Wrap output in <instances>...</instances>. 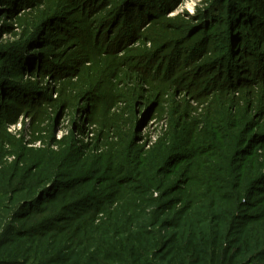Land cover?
<instances>
[{"label":"rangeland","instance_id":"obj_1","mask_svg":"<svg viewBox=\"0 0 264 264\" xmlns=\"http://www.w3.org/2000/svg\"><path fill=\"white\" fill-rule=\"evenodd\" d=\"M39 1L0 0V84L6 81L9 89L16 87L26 96L23 104L11 97L0 100V227L10 228L11 237L19 232L11 224L26 230L31 212L46 215L53 201L80 187L105 203L113 195L119 207L137 204L136 213L146 209L154 215L173 202L166 219L181 207L189 173L202 159L215 160V146L223 147L220 138L229 143L225 160L214 162L226 171L220 177L229 179L228 172H234V177L243 173L244 182L251 178L242 172L251 168L252 156L242 152L246 148L255 149L257 162L263 163L264 98L253 112L247 109L248 95H264V65H259L264 58V0H170L172 6L166 0H137L150 8L149 17L135 13L108 32L104 16L124 19L122 0H80L66 25L51 31L47 24L34 23ZM99 31H106L107 38L97 41ZM128 33L131 39L120 42ZM23 58L31 60L24 63ZM247 60L255 74L246 69ZM87 78L97 83L96 89L80 96L73 110L46 107L48 100L67 92L62 83ZM219 90L227 93L221 97ZM110 99L117 105L114 127L101 156L95 152L101 143L95 121ZM210 106L219 124L209 120ZM43 107L49 116L38 124L34 118ZM201 148L208 152L200 153ZM239 155L234 163L233 156ZM132 166L144 174L140 181L152 177L166 185L152 195L143 187L132 192L139 184V168ZM87 176L91 182H84ZM65 210L63 235L78 225L72 216L79 213ZM2 236L0 229V242Z\"/></svg>","mask_w":264,"mask_h":264},{"label":"trees","instance_id":"obj_2","mask_svg":"<svg viewBox=\"0 0 264 264\" xmlns=\"http://www.w3.org/2000/svg\"><path fill=\"white\" fill-rule=\"evenodd\" d=\"M136 1L122 0L119 3L121 9L126 11L124 19L104 16L103 23L107 32L125 24L127 18L133 19L135 13L149 17L150 8L140 7ZM80 2V0H40L39 12L34 17V23L47 24L48 31L63 24L65 26L68 16L74 15ZM166 4L173 5L170 0H166ZM114 6L113 1L108 5L110 10ZM107 11L108 8L105 9V13ZM22 21L29 23L30 20L24 18ZM32 24L33 21L31 26ZM106 31H99L98 35H94L96 38L99 37L97 41L107 38ZM131 37L132 33H128L119 41L127 42ZM118 38L120 37L117 36L113 41ZM40 44L44 42H39L37 45ZM24 58V63L31 60ZM261 60L259 65L263 66L264 58ZM19 61L20 59L17 62ZM244 62L246 69L255 74L257 69L253 63L248 60ZM91 73L95 76L98 72L91 70ZM88 76L91 77L90 74ZM142 78L147 80L143 76ZM87 79L81 82L78 81L79 79L67 80L62 83L61 87L65 85L67 92L60 93L56 99L48 100L46 107L52 111L55 107L56 112L65 105L73 110V103H78L81 97L96 89L97 83ZM16 89L18 88L9 89L8 83L3 81L0 84V100L11 97L23 104L26 96ZM218 93L222 97L227 91L219 90ZM262 98L264 95L259 97L248 95L247 110L253 112ZM113 100H107V105L99 109L95 121L101 136V143L96 146L95 152L100 155L103 154L101 152L105 148L103 146H106V150L109 149L105 139L113 133L112 109L117 106L116 102L110 104ZM46 107H43L41 115L38 114L34 118L38 124H42L49 116ZM236 109L240 111L238 107ZM213 110L214 106H210L207 112L209 120L216 125L220 120L213 117ZM230 126L235 130L234 124ZM198 129L197 126L196 133ZM219 131L224 132L222 128ZM220 139L223 147L215 146L216 154L215 151L212 152L215 160H225L224 150L229 147V143H225L226 139ZM243 143V140H239V147L244 148ZM261 148L264 158V145ZM205 152L208 151L200 149V153ZM242 152L244 156H252L251 168L242 171L251 177L247 182L242 181L243 173L234 177V172H228L229 179L227 176L225 179L220 177L226 171L218 167L214 163L215 160L206 157L202 159L201 165L195 166L194 171L189 173L183 188V197L179 201L181 207L174 213L168 214L166 219H163V216L172 210L173 202L163 205L154 215L146 209L136 213L140 208L137 204L131 207H119L117 202L112 200L113 195L109 197L107 195L105 203L96 193H91L82 187L74 188L71 193L63 195L60 202L53 201L49 213L45 211L46 215L38 213V210L33 211V214L31 212L30 214L33 215L31 223L26 230L21 229L24 230L22 233L19 228L11 224V227L19 231L17 236L11 237L15 233L5 225L0 227L4 235L0 242V264H264V160L263 163L257 162L255 149L250 151L246 148ZM119 158V156L113 158L114 166H117ZM233 158L235 163L240 159V155ZM132 167L139 168L135 171L136 182L139 184L133 187L132 192L143 187L146 188L145 192L152 195L154 191H161L166 185H160L153 181L152 177L140 181L144 174L139 166ZM84 172L88 175L92 171ZM89 178L91 177L87 176L84 182H91ZM173 191L175 192L174 189ZM23 201H19V205H22ZM90 204L96 206L92 207ZM31 206L33 205L30 204L29 207ZM66 208L79 210L76 216H72L73 220L78 221V225L69 234L63 235V228H66L68 218Z\"/></svg>","mask_w":264,"mask_h":264}]
</instances>
